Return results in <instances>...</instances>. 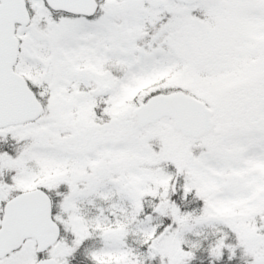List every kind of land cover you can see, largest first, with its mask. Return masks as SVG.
<instances>
[{
    "label": "snow or ice",
    "instance_id": "obj_1",
    "mask_svg": "<svg viewBox=\"0 0 264 264\" xmlns=\"http://www.w3.org/2000/svg\"><path fill=\"white\" fill-rule=\"evenodd\" d=\"M0 264H264V0H0Z\"/></svg>",
    "mask_w": 264,
    "mask_h": 264
}]
</instances>
